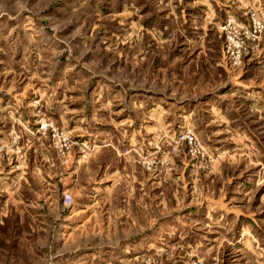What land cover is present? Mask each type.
Instances as JSON below:
<instances>
[{
  "label": "rangeland",
  "instance_id": "rangeland-1",
  "mask_svg": "<svg viewBox=\"0 0 264 264\" xmlns=\"http://www.w3.org/2000/svg\"><path fill=\"white\" fill-rule=\"evenodd\" d=\"M0 264H264V0H0Z\"/></svg>",
  "mask_w": 264,
  "mask_h": 264
},
{
  "label": "built area",
  "instance_id": "built-area-1",
  "mask_svg": "<svg viewBox=\"0 0 264 264\" xmlns=\"http://www.w3.org/2000/svg\"><path fill=\"white\" fill-rule=\"evenodd\" d=\"M66 198L70 200V199H71V196L68 194V195L66 196Z\"/></svg>",
  "mask_w": 264,
  "mask_h": 264
}]
</instances>
